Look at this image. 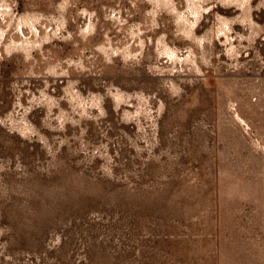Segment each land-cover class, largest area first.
Segmentation results:
<instances>
[{"label": "rangeland", "instance_id": "rangeland-1", "mask_svg": "<svg viewBox=\"0 0 264 264\" xmlns=\"http://www.w3.org/2000/svg\"><path fill=\"white\" fill-rule=\"evenodd\" d=\"M0 264H264V0H0Z\"/></svg>", "mask_w": 264, "mask_h": 264}]
</instances>
